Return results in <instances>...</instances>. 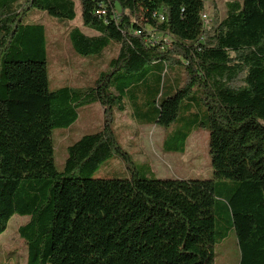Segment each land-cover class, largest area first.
Here are the masks:
<instances>
[{
  "label": "trees",
  "instance_id": "1",
  "mask_svg": "<svg viewBox=\"0 0 264 264\" xmlns=\"http://www.w3.org/2000/svg\"><path fill=\"white\" fill-rule=\"evenodd\" d=\"M79 1L95 34L73 27V50L94 56L113 42L118 53L94 86L50 90L45 27L23 19L35 8L72 21L74 0H0V234L13 215L28 217L18 227L26 264H213L215 242L233 228L238 264H264V0L227 2L210 24L204 0ZM174 65L183 81L163 97ZM151 73L156 97L143 111L131 92ZM125 95L146 124L184 121L168 151L207 128L213 178H90L112 153L129 161L108 123L69 145L57 171L52 130L84 105L121 108Z\"/></svg>",
  "mask_w": 264,
  "mask_h": 264
},
{
  "label": "rangeland",
  "instance_id": "2",
  "mask_svg": "<svg viewBox=\"0 0 264 264\" xmlns=\"http://www.w3.org/2000/svg\"><path fill=\"white\" fill-rule=\"evenodd\" d=\"M230 1L241 0H204L203 14L206 24L220 21L225 16L226 4ZM74 2L76 16L72 21L49 16L35 8L29 9L23 19L25 22L40 23L45 27L46 66L50 90L63 86L74 88L94 86L99 75L109 71V62L118 53L119 46L113 42L99 55L82 57L73 50L68 35L73 27H79L87 35L95 34L93 30L82 25L80 1ZM145 29L152 33L153 37H160L158 32L153 33V28L145 26ZM147 77L141 88L137 89L135 86L131 92L135 95L136 104L143 108V111L156 97L155 73ZM167 79L166 84L164 81V88H161L163 97L171 95L176 87L181 86L182 67L169 66ZM121 81L124 79L118 77L117 83ZM111 90L113 91L112 88ZM193 91L199 94L197 88ZM121 105V108L117 106L107 108L98 102L84 105L78 109V117L70 127L52 130L53 159L57 171L63 170L69 145L85 134L101 131L108 123L119 145L128 155L129 161L125 162L119 154L112 153L92 171L90 178L124 179L129 178L131 171H136L139 176L146 178H213L207 128L202 125L195 128L187 137L182 153L171 152L164 149V140L170 134L173 136L177 127L184 121L179 122L177 127L172 124L168 128L146 124L135 118L134 108L128 96L124 97ZM182 106L183 103L180 114L184 115L186 110ZM178 142L179 139L175 137V143ZM229 183H224V187L229 186ZM27 218L13 215L4 232L0 234V264H26V244L19 237L18 227L24 224ZM223 224L220 223V226ZM213 252V264H238L239 249L233 228L226 229L225 237L215 242Z\"/></svg>",
  "mask_w": 264,
  "mask_h": 264
},
{
  "label": "built area",
  "instance_id": "3",
  "mask_svg": "<svg viewBox=\"0 0 264 264\" xmlns=\"http://www.w3.org/2000/svg\"><path fill=\"white\" fill-rule=\"evenodd\" d=\"M96 14H98L99 16H105L106 15V10L104 8H99L96 11ZM204 18H205V15L202 14V19L204 20V23H206V20Z\"/></svg>",
  "mask_w": 264,
  "mask_h": 264
}]
</instances>
